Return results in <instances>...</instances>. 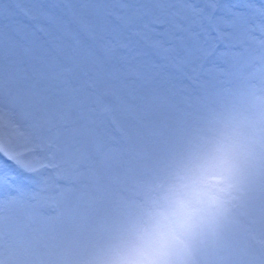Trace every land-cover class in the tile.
Masks as SVG:
<instances>
[{
    "label": "snow or ice",
    "instance_id": "1",
    "mask_svg": "<svg viewBox=\"0 0 264 264\" xmlns=\"http://www.w3.org/2000/svg\"><path fill=\"white\" fill-rule=\"evenodd\" d=\"M248 78L264 0H0V264H76L162 132Z\"/></svg>",
    "mask_w": 264,
    "mask_h": 264
},
{
    "label": "clouds",
    "instance_id": "2",
    "mask_svg": "<svg viewBox=\"0 0 264 264\" xmlns=\"http://www.w3.org/2000/svg\"><path fill=\"white\" fill-rule=\"evenodd\" d=\"M264 186V108L210 113L89 264H198L200 246Z\"/></svg>",
    "mask_w": 264,
    "mask_h": 264
},
{
    "label": "rangeland",
    "instance_id": "3",
    "mask_svg": "<svg viewBox=\"0 0 264 264\" xmlns=\"http://www.w3.org/2000/svg\"><path fill=\"white\" fill-rule=\"evenodd\" d=\"M243 107L246 109L264 108V80L248 78L238 81L211 96L200 101L193 108L172 122L161 134L157 144L145 159L141 169L131 182L130 186L121 194L116 208L104 226L93 235L81 248L75 257L76 264H89L90 258L99 241L134 207L131 203L137 202L146 192L144 183H149L159 176L168 166L174 155L185 145L203 120L210 114L229 107ZM12 175L18 179H25L23 173L12 170ZM264 260V186L255 188L236 210L234 217L227 222L220 231L208 238L197 253L198 264H224L219 258L216 246L228 248L232 261L227 264H264L258 257L250 255L244 248L243 239ZM239 239V240H238ZM215 246V247H213ZM246 257V262H237L234 259L236 252ZM247 252L248 257L245 254ZM226 254V256L228 255Z\"/></svg>",
    "mask_w": 264,
    "mask_h": 264
}]
</instances>
